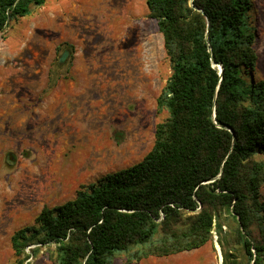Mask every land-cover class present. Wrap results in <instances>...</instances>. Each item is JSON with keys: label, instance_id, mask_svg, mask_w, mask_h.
I'll use <instances>...</instances> for the list:
<instances>
[{"label": "trees", "instance_id": "obj_1", "mask_svg": "<svg viewBox=\"0 0 264 264\" xmlns=\"http://www.w3.org/2000/svg\"><path fill=\"white\" fill-rule=\"evenodd\" d=\"M46 2L0 0V35ZM146 5L172 67L157 100L169 117L158 124L153 149L74 200L44 208L35 226L13 235L12 264H25L32 244L55 246L54 264L168 257L207 245L214 230L222 233L224 217L236 228L223 264H264V81L254 74L255 0Z\"/></svg>", "mask_w": 264, "mask_h": 264}, {"label": "rangeland", "instance_id": "obj_2", "mask_svg": "<svg viewBox=\"0 0 264 264\" xmlns=\"http://www.w3.org/2000/svg\"><path fill=\"white\" fill-rule=\"evenodd\" d=\"M253 28L264 81V0ZM69 55L64 63L61 57ZM172 74L146 0H47L0 35V264L16 261L13 235L153 149L157 100ZM264 197V187L261 189ZM236 224L223 218L204 247L115 264H223ZM254 231V237L258 238ZM32 244L25 264H54L55 246ZM37 250L34 254L33 250Z\"/></svg>", "mask_w": 264, "mask_h": 264}, {"label": "water", "instance_id": "obj_3", "mask_svg": "<svg viewBox=\"0 0 264 264\" xmlns=\"http://www.w3.org/2000/svg\"><path fill=\"white\" fill-rule=\"evenodd\" d=\"M68 55H69V52H68V51H65L64 54H63L62 57H61L60 62H61V63H64V62L66 61ZM218 69H219V72H220V76H222V72H223L222 67L220 66V68H219V66H218ZM231 133H233V132L231 131Z\"/></svg>", "mask_w": 264, "mask_h": 264}, {"label": "bare ground", "instance_id": "obj_4", "mask_svg": "<svg viewBox=\"0 0 264 264\" xmlns=\"http://www.w3.org/2000/svg\"><path fill=\"white\" fill-rule=\"evenodd\" d=\"M220 68V67H219Z\"/></svg>", "mask_w": 264, "mask_h": 264}]
</instances>
